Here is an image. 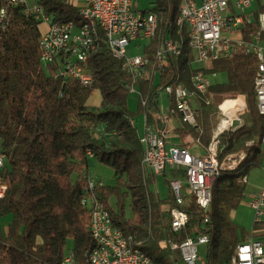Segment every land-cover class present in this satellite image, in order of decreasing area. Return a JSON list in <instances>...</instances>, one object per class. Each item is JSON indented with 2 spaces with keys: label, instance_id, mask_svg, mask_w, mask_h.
I'll use <instances>...</instances> for the list:
<instances>
[{
  "label": "trees",
  "instance_id": "trees-1",
  "mask_svg": "<svg viewBox=\"0 0 264 264\" xmlns=\"http://www.w3.org/2000/svg\"><path fill=\"white\" fill-rule=\"evenodd\" d=\"M10 1L0 0V8H6L0 20V151L5 155L0 176L6 185L0 196V219L8 217L0 223V264H63L69 241L74 264H86L94 246L91 210L81 204L88 186L89 158L113 169L114 183L96 188L112 224L131 236L132 244L152 261L185 264L179 249L171 244L206 235L204 256L196 264H228L249 233L231 216L245 195L239 179L259 166L263 156L264 114L257 110L254 93L256 58L238 52L199 67L193 61L187 25L176 24L181 0H152L142 9L158 15L155 35L141 50L150 59L146 73L133 81L123 59L102 43L88 55L93 80L85 86L61 75L58 63L41 62V20L24 13L26 1ZM33 2L51 21L79 19L74 0ZM165 39L177 43L180 52L169 57L168 65L157 68L154 54ZM198 69L207 74L225 73L226 80L211 83L199 100L196 126L182 121L168 95L179 143L199 140L207 145L219 105L243 95L247 123L219 135L218 156L221 160L240 149L247 153L236 169L223 170L215 178L205 210L193 197L184 198L181 208L188 221L174 231L170 224L173 197L169 190L161 200L149 189L155 174L143 162L139 133L130 120L145 112L147 120L161 128L155 116L159 90L167 84L191 89V77ZM131 85L138 91L135 110L128 107ZM93 91L100 94L96 105L88 103ZM178 174L175 170L163 174L167 186V175Z\"/></svg>",
  "mask_w": 264,
  "mask_h": 264
},
{
  "label": "built area",
  "instance_id": "built-area-1",
  "mask_svg": "<svg viewBox=\"0 0 264 264\" xmlns=\"http://www.w3.org/2000/svg\"><path fill=\"white\" fill-rule=\"evenodd\" d=\"M18 1L27 2H10L16 4ZM74 1L76 4L81 2L77 4L78 9L91 11L95 24L102 33L103 44L111 49L115 57L123 59L124 67L132 75L133 81L144 75V65H149V57L141 50L153 38L158 24L157 13L136 9L133 0ZM24 13L33 14L44 24V28H40L38 39L41 62H56L59 64L58 72L61 75L90 86L93 78L87 66V59L91 52V39L82 25L51 21L35 2L32 5L27 2ZM5 16L6 8L3 6L0 8V20ZM176 22L178 26L187 25L188 43L195 63L211 65L214 60L228 58L238 52L256 58L254 93L257 110L264 114V0H181ZM131 43L140 50L138 53L127 54ZM173 53H179L176 51V43L165 39L164 52H160L158 68L168 65L169 57L173 56ZM214 74H207L198 69L191 77V89L182 84H167L163 87L164 92L173 98L174 109L182 121L196 126L200 110L199 100L207 94L212 83L210 76ZM130 92L138 93L135 85H131ZM193 92H200V99H193ZM142 104H145V101H142ZM158 110L157 106L155 116L164 123L168 116ZM173 112V109L169 108V117ZM233 120L239 118L235 117L228 125L219 128L220 119L207 145L201 144L199 140L181 145L168 142L164 129L149 122L147 114L142 113L141 144L147 167L154 174L166 175L171 170L179 171L180 174L168 178L169 190L173 197V205L170 208L172 230H180L188 221L187 212L181 208L186 196L193 197L205 210L208 176L225 170V166H238L243 153L228 154L221 160L218 156L219 135L228 130ZM197 144L202 146L201 152L191 149ZM261 147H264V133ZM4 162L5 155L0 151V169ZM239 180L245 185L248 177L242 175ZM99 184L101 183L89 178L86 193L81 200V204L91 210L90 233L94 241L93 248L86 256V264H154L148 257L138 254V248L133 244L132 249H125L122 245L121 230L112 224L108 210L97 198L96 188ZM5 190L6 185L0 176V196ZM248 205L253 212L254 224L262 223L264 184L248 194ZM204 240L206 235L187 237L179 244L172 243L171 247L179 249L185 264H196L197 247L204 244ZM63 264H74L71 250L64 254ZM228 264H264V238L256 236L253 230H250L247 239L236 246Z\"/></svg>",
  "mask_w": 264,
  "mask_h": 264
},
{
  "label": "rangeland",
  "instance_id": "rangeland-1",
  "mask_svg": "<svg viewBox=\"0 0 264 264\" xmlns=\"http://www.w3.org/2000/svg\"><path fill=\"white\" fill-rule=\"evenodd\" d=\"M33 1L34 0H27L29 5H32L34 3ZM151 1L152 0H133V3L135 5L136 9L142 10V9L148 8L150 6ZM77 4L79 5V4H81V2L78 1ZM40 28H44V24L41 23ZM132 45L133 44L131 43L130 46L128 47L127 54H134V53H138L140 51L139 49H137V47L135 45H133V46ZM210 80L212 83L223 82L226 80V74L225 73H217V74L211 75ZM240 96H242L244 98L243 95H240ZM243 100L245 102V99H243ZM99 101H100L99 92L93 91L90 95L88 103L91 105H96L99 103ZM137 101H138L137 93L130 92L128 95V107L131 110L136 109ZM158 101H159L158 112H160L164 115H168L170 102H169L168 95L164 92L163 89L159 90ZM245 110H246V103H245L244 109L238 113L237 117L239 118V120L234 121V124H233L234 128L232 130H235L236 128H238L240 124L242 125L244 123H247L246 119L243 116V113L245 112ZM222 117H223V114L220 113V111H219L217 120L215 121V124H214V128H215L216 124H218V122L220 121V119ZM169 118H172V116H170ZM135 120H136L137 132L139 134H141V132H142V114L135 116ZM201 148H202V146H200L198 144L194 148L191 147V149H194V151H198V152L202 151ZM261 148L263 150V156H262L261 163L259 166H253L249 169V171L247 173L248 181H247V183H245V192H244L245 195H244L241 203L238 205V207L236 209L233 210L232 215H231L234 223L239 225L241 228H243L247 231L253 230V228H255V225H256V224L254 225V217H253L252 209L248 205V194L254 190H257L259 187H261L264 184V147H261ZM240 150L246 152L244 149H240ZM167 176H168V178L170 177V175H167ZM178 176H180V174ZM88 177L91 180H93L97 183H101V184L111 185L114 183L113 169L110 166L99 162L95 158H89V161H88ZM149 189L153 192V194L157 198H159L161 200L163 198H166L168 195L169 189H168L167 182L165 180L164 175L163 174H155V179L149 185ZM126 213L130 214V208L128 205H126ZM7 218L0 219V223H6ZM257 225H259V224H257ZM70 245H71V242L69 241L68 247L65 250V254L68 251H70V250H68ZM204 252H205V244L198 245V247H197V260H201V258L204 256Z\"/></svg>",
  "mask_w": 264,
  "mask_h": 264
},
{
  "label": "bare ground",
  "instance_id": "bare-ground-1",
  "mask_svg": "<svg viewBox=\"0 0 264 264\" xmlns=\"http://www.w3.org/2000/svg\"><path fill=\"white\" fill-rule=\"evenodd\" d=\"M178 12H179V9H178ZM77 15L79 18L77 21L70 19V20H66V23L67 24L82 25L86 34L90 35L91 51H93L100 44L103 43L102 33L100 32L99 27L96 26L95 21H94V16L91 15V11H89V9H78ZM176 24H177V22H176ZM157 26H158V24H157ZM156 29L157 28H155V31L153 33V37L155 35ZM164 43H165V40H163L161 48L157 49L155 54H154V57H155L154 62H155V66L157 68L159 67V64H160V52H164ZM190 48H191V46H190ZM176 51L180 52V47L177 43H176ZM177 54H179V53H173V56H175ZM149 63H150V59H149ZM147 68H148V65H144V74L146 73ZM193 99H200V92H193ZM244 107H245V102H244L242 96H238L237 98L227 99V100L223 101L219 105V111H220V113H224L226 115V117L221 118L219 128H223L226 125H228L232 119L237 117V114L241 110H243ZM234 121L235 120H233L232 123L229 125L228 130L234 128L233 127ZM130 123L132 125H136V120L131 119ZM139 141H140V143H142V141H143V127H142L141 134H139ZM236 153H243V155L241 156V159L238 163V165H239L246 158V152L240 150ZM143 162L147 166L144 156H143ZM237 167L238 166H225V170H234ZM219 173L220 172H215L211 176H208V181L206 182V190H205V201L207 203V207H208L210 199H211V190H212L213 182H214L215 178L219 175ZM121 239H122V245L125 246V249H132L131 236H126L121 231ZM207 240H208V238L206 236V240H204V244L207 242ZM138 254L142 255L143 257H148L149 261L154 262L151 260V258L147 254H145L144 251H142L139 248H138ZM154 264H160V263L154 262Z\"/></svg>",
  "mask_w": 264,
  "mask_h": 264
},
{
  "label": "crops",
  "instance_id": "crops-1",
  "mask_svg": "<svg viewBox=\"0 0 264 264\" xmlns=\"http://www.w3.org/2000/svg\"><path fill=\"white\" fill-rule=\"evenodd\" d=\"M201 66L208 67L209 65L208 64H199V67H201ZM166 116H168V117H166L165 122L162 123V125H161V129H164V132H165L164 135L166 137V140L170 143H179L177 136L173 132V130L176 126L175 118L173 115H170V116H172V118H169V115H166ZM253 232L256 236L264 238V221L262 223H260L259 226H255V228H253Z\"/></svg>",
  "mask_w": 264,
  "mask_h": 264
}]
</instances>
